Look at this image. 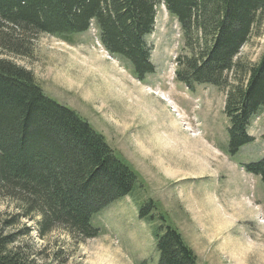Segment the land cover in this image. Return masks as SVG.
Segmentation results:
<instances>
[{
    "label": "rangeland",
    "instance_id": "rangeland-1",
    "mask_svg": "<svg viewBox=\"0 0 264 264\" xmlns=\"http://www.w3.org/2000/svg\"><path fill=\"white\" fill-rule=\"evenodd\" d=\"M258 33L243 46L240 64H253L264 53V23ZM147 40L155 71L144 80L106 50L95 24L72 42L39 34L29 57L0 51L33 71L48 96L104 134L141 180L140 188L94 216V225L102 229L98 236L81 240L59 227L41 237L39 218H22L6 227L18 208L3 198L0 230L30 227L12 247L21 246L35 264H158L153 232L159 222L140 218V206L154 199L196 252L197 264H264V183L242 166L264 157V109L250 126L255 141L229 155L226 91L208 84L188 88L177 79L178 57L187 50L179 21L163 4L157 6L154 32ZM98 65L102 70H91ZM235 76L234 70L228 73L231 84L238 82ZM166 127L173 128L178 140L161 139ZM196 134L217 157L205 161L181 146L184 140L197 142ZM192 158L207 164L194 168ZM150 213L157 218L156 209Z\"/></svg>",
    "mask_w": 264,
    "mask_h": 264
},
{
    "label": "trees",
    "instance_id": "trees-1",
    "mask_svg": "<svg viewBox=\"0 0 264 264\" xmlns=\"http://www.w3.org/2000/svg\"><path fill=\"white\" fill-rule=\"evenodd\" d=\"M159 4L183 32L187 54L178 57L177 79L188 88L208 84L226 91L228 154L236 155L255 141L250 126L264 109V53L248 66L237 61L263 28L264 0H0V51L29 57L39 34L72 42L95 24L106 50L144 80L155 71L147 37ZM233 70L236 84L228 78ZM242 166L264 183V157ZM140 182L104 134L48 96L33 71L0 54V199L18 208L6 227L39 218L41 237L59 227L81 240L98 236L94 216ZM161 206L154 199L140 206L141 219L159 222L153 232L158 264H197L196 252ZM30 230H0V264H35L21 246L12 247Z\"/></svg>",
    "mask_w": 264,
    "mask_h": 264
},
{
    "label": "bare ground",
    "instance_id": "bare-ground-1",
    "mask_svg": "<svg viewBox=\"0 0 264 264\" xmlns=\"http://www.w3.org/2000/svg\"><path fill=\"white\" fill-rule=\"evenodd\" d=\"M90 62V61H89ZM90 66H92L91 64H90ZM91 68V70H102L101 68H100V66L98 65L95 69L93 68V67H90ZM139 91H141V90H139ZM143 92V91H142ZM142 94V93H141ZM144 94H145V92H144ZM147 95V94H146ZM143 97V96H142ZM139 99V98H138ZM137 101H139V100H137ZM143 101V100H142ZM134 104H136V103H134ZM134 104H133V106H134ZM132 106V107H133ZM162 122V121H161ZM162 125H163V122H162ZM170 126V125H169ZM174 126V125H173ZM172 126V127H173ZM175 127V126H174ZM173 127V128H174ZM173 128L170 130V128H162L161 130H160V136H161V139H166V140H170L171 142L173 141V139L175 138L176 140H178L177 139V136H175V134L173 133ZM194 136H196V138L195 139H193V140H197V142H195V143H190V142H188L187 140H184L182 143H181V146H183V147H185V148H187V149H192V150H194V152L195 153H198V154H200V155H202V157H203V159L205 160V161H211V159L214 157H217V155H215L214 153V151L213 150H211V149H209L208 147H207V145H205V144H203V143H201L202 142V140H198L197 139V134L196 135H194ZM179 141H181L180 139H179ZM190 143V144H189ZM171 145V144H170ZM167 146V145H166ZM173 146H175V144H173L172 145V147ZM177 146V145H176ZM168 147V146H167ZM169 147H171V146H169ZM210 151V152H209ZM211 152H214V153H211ZM192 167H194L195 168V165L197 164V163H201V164H203V165H206L207 163L206 162H203V161H198L196 158H192ZM226 220H228V218L226 219Z\"/></svg>",
    "mask_w": 264,
    "mask_h": 264
}]
</instances>
